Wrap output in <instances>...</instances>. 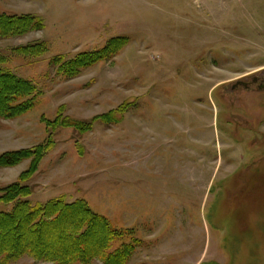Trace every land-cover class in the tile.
<instances>
[{"label": "rangeland", "instance_id": "obj_1", "mask_svg": "<svg viewBox=\"0 0 264 264\" xmlns=\"http://www.w3.org/2000/svg\"><path fill=\"white\" fill-rule=\"evenodd\" d=\"M3 14L41 22L0 36V69L35 89L29 111L0 117V154L47 151L32 204L84 200L124 231V264H264V89L233 88L264 75V0H0ZM57 115L66 126L46 125ZM29 162L0 167V188Z\"/></svg>", "mask_w": 264, "mask_h": 264}, {"label": "trees", "instance_id": "obj_2", "mask_svg": "<svg viewBox=\"0 0 264 264\" xmlns=\"http://www.w3.org/2000/svg\"><path fill=\"white\" fill-rule=\"evenodd\" d=\"M40 23L35 16L3 14L0 15V36L20 35L39 29ZM123 42L122 38L115 37L98 51L81 52L71 60L60 58L54 63L58 64V71L63 75L73 76L104 54L118 50ZM34 100L35 89L30 82L0 69V117L20 116L34 106ZM60 117L46 119L45 123L54 127L66 126V118ZM97 118L104 122L110 119L108 115ZM46 152V146L39 144L0 154V167H10L30 159L28 168L14 182L0 188V203L9 206V209L0 211V264H9L24 255L54 264H88L95 258L103 264H124L133 247L128 244L124 249H112V243L121 238L124 231L114 228L104 216L94 213L84 200L67 202L58 197L35 204L28 200L32 191L26 182Z\"/></svg>", "mask_w": 264, "mask_h": 264}, {"label": "flooded vegetation", "instance_id": "obj_3", "mask_svg": "<svg viewBox=\"0 0 264 264\" xmlns=\"http://www.w3.org/2000/svg\"><path fill=\"white\" fill-rule=\"evenodd\" d=\"M249 85L246 89H248L249 87H251V85H256L259 88V85H264V75H260V76H252L248 81ZM243 87V86H242ZM234 88V87H233ZM262 90V89H260Z\"/></svg>", "mask_w": 264, "mask_h": 264}, {"label": "water", "instance_id": "obj_4", "mask_svg": "<svg viewBox=\"0 0 264 264\" xmlns=\"http://www.w3.org/2000/svg\"><path fill=\"white\" fill-rule=\"evenodd\" d=\"M239 85L243 86L244 88H247L248 85H249V82L238 80V81L233 85V87H236V86H239ZM259 88H260V89H264V85H259Z\"/></svg>", "mask_w": 264, "mask_h": 264}]
</instances>
